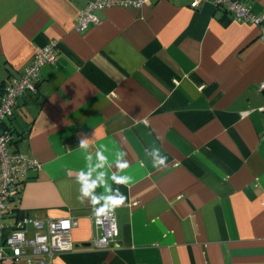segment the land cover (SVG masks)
Listing matches in <instances>:
<instances>
[{
    "label": "crops",
    "instance_id": "0c3cea01",
    "mask_svg": "<svg viewBox=\"0 0 264 264\" xmlns=\"http://www.w3.org/2000/svg\"><path fill=\"white\" fill-rule=\"evenodd\" d=\"M87 1L0 0V85L57 42L37 93L19 96L5 120L10 148L41 167L6 202L2 237L21 219L31 232L33 220L70 216L71 249L55 264H264L259 28L210 1L149 0L97 10L98 22L78 31ZM243 1L264 11V0ZM153 148L166 167L154 166ZM97 151L108 157L102 169ZM120 156L127 184L111 180ZM89 170L93 179L106 173L96 208L115 194L109 188L125 197L109 248L92 244L100 229L79 198L76 177Z\"/></svg>",
    "mask_w": 264,
    "mask_h": 264
},
{
    "label": "built area",
    "instance_id": "2783aa9c",
    "mask_svg": "<svg viewBox=\"0 0 264 264\" xmlns=\"http://www.w3.org/2000/svg\"><path fill=\"white\" fill-rule=\"evenodd\" d=\"M149 0H88L86 6L79 12L75 29L78 31L88 28L98 22L97 10L113 6L141 7ZM203 1H210L221 7L233 18L256 25L259 28V38L264 42V11L254 13L248 3L243 0H191L193 6ZM57 42L50 40L43 47L37 48L30 63L13 78L0 85V262L19 261L24 264H55V257L71 249L70 233L77 225L74 217L58 219L33 220V230L28 231L26 219L18 220L12 230L2 237L5 204L19 192L20 180L28 171L39 169L38 159L10 148L11 133L1 124L13 114L14 106L19 96L24 92L37 93L40 68L55 61ZM264 92V79L258 86ZM264 111V106L260 108ZM92 222L100 229V233L92 238L96 248L113 246L119 234L115 212L109 211L102 217L91 215Z\"/></svg>",
    "mask_w": 264,
    "mask_h": 264
},
{
    "label": "clouds",
    "instance_id": "9594fccd",
    "mask_svg": "<svg viewBox=\"0 0 264 264\" xmlns=\"http://www.w3.org/2000/svg\"><path fill=\"white\" fill-rule=\"evenodd\" d=\"M89 141L90 139L87 137L80 138L79 148L85 150L88 149L90 147ZM148 155L152 157L155 167L160 168L167 166V157L162 156L158 148L151 149V151L148 152ZM96 158L98 160V163L95 167L98 169L104 168L105 164L108 162V157L104 155L102 151H97ZM87 159L91 160V156L89 155ZM115 167L117 171L113 172L111 175L112 182H114L115 184H127L131 178L118 174L119 172H122L126 167H128L127 161L123 160L122 156H120L115 161ZM105 177L106 173L101 171L98 173L96 178L93 179L92 170H89L88 172L81 171L76 177L77 182L80 184V200L82 202L84 200H88L89 203L93 206L94 214L98 218L105 216L109 213V211L113 212L116 207L123 205L125 201V197L122 193H120L118 188L114 190L109 188V192H114L115 194L102 197V199L104 200V204L99 208L95 207V205L99 203L101 197H97L94 193L97 187H101L106 183Z\"/></svg>",
    "mask_w": 264,
    "mask_h": 264
},
{
    "label": "trees",
    "instance_id": "16d2710c",
    "mask_svg": "<svg viewBox=\"0 0 264 264\" xmlns=\"http://www.w3.org/2000/svg\"><path fill=\"white\" fill-rule=\"evenodd\" d=\"M1 126H2L4 129H7V130H8V127H7L6 123H5V121L1 124Z\"/></svg>",
    "mask_w": 264,
    "mask_h": 264
}]
</instances>
